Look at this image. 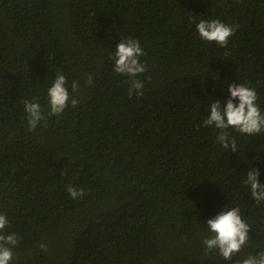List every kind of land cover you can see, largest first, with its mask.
I'll list each match as a JSON object with an SVG mask.
<instances>
[{
	"label": "trees",
	"instance_id": "obj_1",
	"mask_svg": "<svg viewBox=\"0 0 264 264\" xmlns=\"http://www.w3.org/2000/svg\"><path fill=\"white\" fill-rule=\"evenodd\" d=\"M201 19L239 27L222 48L201 40ZM125 38L145 52L141 95L113 71ZM57 73L79 103L28 131L24 101L47 115ZM233 83L254 88L264 113V0H0V214L4 234L20 238L12 264H235L264 249V203L243 183L255 167L264 184V132L229 129L232 153L203 126ZM226 206L251 227L231 261L203 250L207 220Z\"/></svg>",
	"mask_w": 264,
	"mask_h": 264
},
{
	"label": "clouds",
	"instance_id": "obj_2",
	"mask_svg": "<svg viewBox=\"0 0 264 264\" xmlns=\"http://www.w3.org/2000/svg\"><path fill=\"white\" fill-rule=\"evenodd\" d=\"M238 27V25H227L219 19H201L196 24V31L201 40L224 48L227 47L230 37L234 35ZM114 49L111 55L114 73L128 77L129 96L133 93L141 95L144 83L138 77L147 69L146 65L140 61V57L145 55L140 41L134 38L121 39ZM92 82V74H89L85 83L91 85ZM67 85L66 77L57 73L53 83L47 89L46 107L49 109L47 115L38 100L24 101L28 131H34L41 121L49 117L60 116L69 107V101L72 107L77 106L79 101L72 98ZM71 89L72 92H77L79 82L73 81ZM228 92L230 97L226 102L214 100L210 104L203 126L214 127L217 130L216 142L223 149L227 151L230 149L232 153H235L237 143L236 139L230 135L229 129L247 136L260 134L264 132V113L261 112L257 103L258 96L254 88L247 87L243 83H233L229 85ZM259 177L260 171L250 167L243 181L250 188L251 197L258 205L264 203V184L259 182ZM67 191L74 200L84 195L83 188L78 189L71 185L67 186ZM8 224L6 216L0 214V264H12L14 259L12 249L18 245L20 239L15 233L4 234ZM250 229L249 224L242 218L239 207L226 206V210L220 211L207 220L205 227L207 235L203 240V250L206 255L216 252L223 260L231 261L248 243ZM41 248L46 250V245L41 244ZM235 264H264V249L255 254H247L241 260H235Z\"/></svg>",
	"mask_w": 264,
	"mask_h": 264
}]
</instances>
